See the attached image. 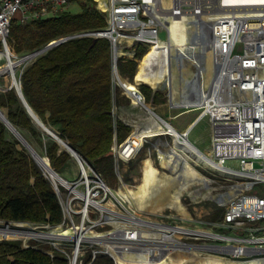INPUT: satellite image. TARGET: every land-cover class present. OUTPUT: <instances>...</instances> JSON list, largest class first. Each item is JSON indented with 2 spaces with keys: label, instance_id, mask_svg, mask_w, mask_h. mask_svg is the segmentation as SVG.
Listing matches in <instances>:
<instances>
[{
  "label": "built area",
  "instance_id": "obj_1",
  "mask_svg": "<svg viewBox=\"0 0 264 264\" xmlns=\"http://www.w3.org/2000/svg\"><path fill=\"white\" fill-rule=\"evenodd\" d=\"M75 1L78 0H0V55L12 52L10 39L16 19L25 26L58 17ZM94 1L106 14L107 24L103 29L62 36L44 47L49 48L48 52L72 39L108 40L112 48L114 100L118 89L129 96L122 82L120 61L126 57L136 61L139 46L149 48L162 40L161 33H168L162 17L186 18L189 26H194L193 42L205 41L206 32H209V51L213 54L215 67L208 84L205 62L197 58L189 63L183 74L184 85L176 95L169 72L164 75L163 82L152 89V97L161 92L169 109L179 111L173 119L195 111L199 113L184 130L149 107L142 90L148 84L137 82L138 90L133 94L138 98L141 111L152 115L166 128L172 126L174 132L169 130L168 134L155 137L171 138L174 144L178 141L184 150H187L185 146L192 145L217 166V169L211 168L214 173L232 182L226 193L230 194V199L223 204L224 214L216 222L197 221L192 227L190 220L176 216L172 210L152 218L128 207L89 162L77 161L78 177L67 180L60 175L69 185L58 183L54 190L62 207L63 222L53 225L0 219L7 225L13 224L14 231L29 234L26 238L11 235V239H0V242L20 241L24 249L41 250L52 259L62 256L69 264H91L98 256H108L115 264H122L109 253L106 244L129 245L131 235L138 245L150 246L155 253L161 248L192 249L230 262L264 264V225H256L264 221V198L256 192V187L264 184V0H169L167 7L162 5V0ZM128 40L132 41L131 45L126 43ZM120 48L125 51L123 54H119ZM188 49L193 48L189 46ZM39 51L27 55L36 57L28 65L46 53ZM174 58L176 60L173 56L170 60L166 58L164 66L169 69L174 65H185L186 57L175 54ZM19 84H22V78ZM15 88L12 84L8 91ZM186 97L189 100L184 103ZM113 112L116 121L122 119L117 107ZM205 120L210 128V145L206 151L191 140L193 130ZM134 132L122 143L115 134L112 155L117 170L121 163L131 162L150 141L145 138L141 150L129 151L130 144L125 145ZM167 141L170 140L154 145L159 154L169 151L164 148ZM201 164L205 166L203 162ZM68 230L70 234H65ZM36 233L43 236L36 237Z\"/></svg>",
  "mask_w": 264,
  "mask_h": 264
},
{
  "label": "trees",
  "instance_id": "obj_2",
  "mask_svg": "<svg viewBox=\"0 0 264 264\" xmlns=\"http://www.w3.org/2000/svg\"><path fill=\"white\" fill-rule=\"evenodd\" d=\"M87 1L93 2V0ZM106 24L105 13L96 7L87 6L79 14L65 12L58 17L34 22L23 28L13 26L11 38L14 43L16 41L26 43L31 40L32 44L15 47L11 43L10 45L17 53L24 52L26 48L35 51L59 37L100 30ZM126 43L131 45L132 41L128 40ZM124 52L123 48L119 49V54ZM150 53V47L147 52L139 53L138 65L134 60L127 58L121 60V68L127 65L137 68L132 79L126 77L122 80L135 106L139 105L138 98L133 94L138 90L137 82L142 81L157 88L151 80L138 71L139 66ZM3 55L6 58L7 53ZM11 55L14 53L11 52ZM3 64L1 63L0 66ZM17 71L14 75H1L10 77L12 79L10 84L16 85L20 83ZM22 84L25 98L40 119L56 130L61 138L68 141L88 162H102L109 159L114 161L112 147L115 143V134L118 142L122 143L126 139H121L122 130L130 131V129L121 121H116L112 113L114 108L112 48L108 40L72 39L49 50L26 69ZM143 87L147 88L151 97L152 90L147 85ZM162 98H164L163 94L156 93L155 103ZM0 108L8 110L10 122L26 139L28 133L41 147H44L46 157L58 173L66 168L71 155L66 150H62L60 144L52 137H47L44 129L37 128L14 89L1 95ZM5 113L7 114L6 111ZM144 124L149 126L142 128L135 123L137 130L134 135L141 132H158L165 128L150 114ZM9 132L7 126L0 121V219L61 224L63 211L51 182L43 175L28 151L21 146V142L8 137ZM19 146L22 149H19ZM96 170L102 174L101 171ZM143 176L142 173L140 180ZM143 184L147 182L144 181ZM156 189L159 190L158 193L150 195L148 192L147 199L155 200L165 196L167 190L163 185L156 184ZM181 214L188 216L187 208L181 211ZM108 251L122 264H171L141 262V256L138 254H127L124 251L111 249ZM0 264L69 263L62 256L52 259L41 250L24 249L20 241H4L0 242ZM91 264L115 263L108 256H98Z\"/></svg>",
  "mask_w": 264,
  "mask_h": 264
},
{
  "label": "rangeland",
  "instance_id": "obj_3",
  "mask_svg": "<svg viewBox=\"0 0 264 264\" xmlns=\"http://www.w3.org/2000/svg\"><path fill=\"white\" fill-rule=\"evenodd\" d=\"M87 6L91 7H96L98 9V3L93 0V2L87 1V0H78L73 2L69 7L67 12L71 14H79L83 11V9ZM55 18V17H54ZM51 19V18H50ZM49 20V19H47ZM14 27L17 28H23L24 25L20 23L18 19L14 21L13 24ZM161 39L162 40H168V33L166 31H163L161 33ZM11 45L15 46H20L22 44H32L31 40H28L26 43L23 41H16L14 43L13 39H10ZM11 46L12 52L19 55L18 57L12 55L13 58H21L24 54L31 53L30 49H25L24 52L22 53H17L16 49ZM148 47H145L143 45L138 47V54L143 53L144 51H148ZM1 54L0 59H2L4 56ZM8 56V54H7ZM6 58L3 59L4 63L3 65L9 63V61ZM127 59H130L126 57ZM132 60V59H130ZM138 60L139 58H136V63L138 65ZM1 64V63H0ZM30 65L26 66L25 68H28ZM1 67V66H0ZM20 69L18 71V76L19 79L21 80L23 71L26 69ZM119 69L121 74L123 73V76L129 77L130 79L133 77V74L136 72L137 68H135L132 65H127L124 68H121V61L119 63ZM209 71V70H208ZM207 71V73H209ZM209 76V74H208ZM212 77V76H211ZM12 79L10 77H1L0 78V97L1 95L7 93L9 87L11 86ZM181 87H178V91H180ZM143 92L145 93L147 100L149 103L152 101V98L149 95V92L146 87L142 88ZM167 91V89H166ZM120 90L118 89L117 95H119ZM120 97V96H119ZM160 102V107H157V111L159 114L162 116L169 118V117H174L179 113V111H171L168 106L167 100H164L162 98L159 100ZM127 102L122 98L118 99V104H126ZM148 103V104H149ZM152 107V106H151ZM7 112V109H3ZM134 120H143L147 119L148 114L145 113L144 115L139 116L138 112H134ZM199 115L198 112H191L184 114L178 118V120H173V122L177 125V127L182 130V128H186L191 122L195 120V118ZM131 119V118H127ZM168 120V119H167ZM172 121V120H171ZM172 126L169 128L172 132L173 129H171ZM39 129V128H38ZM128 129H123L121 132V139H125L128 134L133 131L131 128ZM137 129H135L136 131ZM168 130V131H169ZM168 131L166 132H160V133H155L154 135H149L146 137H142V140H139L138 143L143 147V143L145 141V138H150V141L146 143L145 147L142 149V151L129 163H121L119 169L117 170V163L114 160H104L102 162H89V164L94 168L98 169L99 171L102 172L104 180L106 181L107 185L111 187L116 193L119 192H125V188L123 186V183H125L127 186V189L133 194L135 197L139 208L148 216H151L152 218H155L156 214L163 213L165 211L172 210L176 216L183 217L187 220H190L191 226L195 227L196 224L195 222L197 221H204V222H216L219 219H221L222 215L224 214L225 207L224 203L227 201L228 198L223 197L222 199H212L214 196H219V195H226L228 190V186L232 184V182H228L227 179L223 176H220L217 173H214L211 168H207L203 166L201 163H197L194 161H191V164L199 171V173L207 178L209 180V187L212 189L213 193L209 194V197H203L206 193L205 186L203 183H199L198 185H195L192 187L193 191H200L201 192V197L197 199H193L189 193L185 192L182 196L178 193L176 184L173 181L167 182L164 181L161 177V170H164L166 172L169 171V169L165 168L162 164V160L160 158L159 152H157L154 148V145L159 143L160 141H166V140H172L171 138L168 137H155L160 134H168ZM47 137H49L46 133H44ZM27 135V140L30 142V144L35 148V150L43 157H47L45 155V149L44 147H41L35 139H33L28 133ZM8 137L11 140L17 139L16 136L12 134V132H9ZM167 138V139H166ZM191 140L198 145L199 148L202 150L206 151L209 149L210 145V128L208 121H203L201 122L192 132L191 134ZM172 142V141H171ZM174 144V142H172ZM21 146L25 148L22 144ZM19 146V149H22V147ZM141 147V148H142ZM166 150L168 149L166 146L164 147ZM26 149V148H25ZM29 153V152H28ZM71 162L73 165H68L66 168L59 173L63 178L67 180H73L79 175V166L77 161L71 157ZM148 160V161H147ZM197 163V164H196ZM181 166H176V169H179ZM95 169V170H96ZM142 173L144 176L140 180ZM126 181V182H125ZM146 181L147 184H143V182ZM194 182V181H192ZM156 184H161L166 188L167 192L164 197L158 198L155 200H149L147 199V194L150 192V195L157 194L159 190L156 189ZM256 192L261 195L264 198V184H260L256 187ZM235 193H232L231 195H234ZM128 207L132 208L133 210H137L135 207L131 206L130 204H126ZM187 208L188 211V216H184L181 214V211L185 210ZM142 214V213H141ZM155 215V216H154ZM256 225H264V221H259L256 223ZM26 225H22V227H25ZM13 225H9L6 230L7 233L11 234H17L18 232L13 230ZM201 229H209L206 227H201ZM218 229H215L217 231ZM20 234H23L22 236L27 237L28 233L27 232H20ZM34 235V234H33ZM15 236V235H14ZM19 236V235H16ZM36 237H41L43 234L41 233H36ZM9 238V237H5ZM11 239V238H9ZM8 239V240H9ZM35 242V241H34ZM36 243V242H35ZM42 248H48L46 246H43ZM127 254H132V253H127ZM133 254H138L139 253H133ZM141 256V255H139ZM141 259V258H140ZM191 263L193 264H202L199 261L194 262L193 260H190ZM211 264H219L217 261H212Z\"/></svg>",
  "mask_w": 264,
  "mask_h": 264
},
{
  "label": "bare ground",
  "instance_id": "obj_4",
  "mask_svg": "<svg viewBox=\"0 0 264 264\" xmlns=\"http://www.w3.org/2000/svg\"><path fill=\"white\" fill-rule=\"evenodd\" d=\"M162 5L164 7L169 6V0H162ZM163 21L165 22L166 29L168 31V40H160L157 45L150 46L151 53L145 61L139 66L138 71L140 74L153 82V84L158 87L160 83L163 82V77L168 72L170 74V81L171 86L173 87L175 95L177 94L178 87L184 85L183 74L185 71L188 70L189 63L195 61L197 58H202L205 62V76H206V84L211 79L213 70H214V57L213 54L209 51L210 48V34L206 32L205 41L200 42H193V33H194V26H189V22L186 18L182 19H168L166 17H162ZM189 46H192L193 49H188ZM201 50V51H200ZM203 50V51H202ZM7 60L9 63L2 65L0 67V75L1 74H12L18 70V68L27 66L30 64L36 57H28V54L23 55L21 58H13L10 53H7ZM178 54L180 57H186V63L182 67L171 66L169 69L164 66L166 58L169 60L174 58V55ZM204 58V59H203ZM182 68V69H181ZM209 70V71H208ZM207 71L209 73H207ZM189 72V71H188ZM209 74V76H208ZM180 89V88H179ZM189 98L186 97L183 99L184 103L188 102ZM7 114L4 110L0 109V118L5 119ZM9 129V128H8ZM10 132L14 136V132L9 129ZM168 131V127L159 130L158 132H141L135 134L132 139L127 143L126 146H129L128 150L139 151L141 150V145L136 144L139 140H142V137H146L149 135H154L155 133L166 132ZM175 134V133H174ZM177 135V134H175ZM166 146L168 147V152L160 153V158L162 160V164L164 169H169L168 172L161 170V177L164 181L170 182L173 181L176 184L177 191L180 195L183 196L185 192L189 193L193 199H197L201 197L200 191H193L192 187L198 185L199 183H203L206 189V193L203 197H209L212 189L209 187V180L202 176L199 171L191 164V161L201 163L203 162L207 168L217 169V166L214 165L212 162L206 160L201 153H199L192 145L185 146L187 150H184L182 146L178 144L176 141L175 144H172L170 141L166 142ZM31 152V150H30ZM168 153V154H167ZM39 160V159H38ZM46 160V158H45ZM191 160V161H190ZM47 162V161H46ZM196 163V164H197ZM39 164L42 169L46 172L48 177L54 183H64L69 185L65 182V180L61 179V177L56 176L50 168L47 166L45 162L39 160ZM176 166H181L179 169H176ZM194 181V182H192ZM126 182V181H125ZM125 188V192H117V197L123 200L124 203L130 204L131 206L135 207L137 213L143 212L138 203L133 196V194L127 189V185L123 183ZM229 195H219L214 196L212 199H222L223 197L228 198ZM12 225V224H10ZM7 225L5 222L0 221V239H7L5 237H11V233H7L6 228ZM14 230V228H13ZM17 232V231H16ZM70 234L68 230L67 233ZM22 236L18 232L17 234ZM29 235V234H28ZM26 238V237H25ZM128 239H130L131 244L125 246H114L106 244V247L111 250H120L127 253H140L141 255V262L147 263H171V264H193L190 260L194 262L199 261L202 264H211L212 261H217L219 264H240L235 262H230L226 259L218 257L214 254L205 253L204 255L201 253H196L192 249H182V248H174V249H163L161 248L158 253H155L150 246H140L136 243V239H132L131 235H129ZM145 239V238H144ZM104 244V242L101 241ZM77 264V263H74ZM256 264V263H254Z\"/></svg>",
  "mask_w": 264,
  "mask_h": 264
},
{
  "label": "water",
  "instance_id": "obj_5",
  "mask_svg": "<svg viewBox=\"0 0 264 264\" xmlns=\"http://www.w3.org/2000/svg\"><path fill=\"white\" fill-rule=\"evenodd\" d=\"M97 40V39H95ZM49 48L48 47H44L42 49H40V53H45L47 52ZM16 93L18 94L19 98L21 99L23 105L25 106V108L27 109L29 115L31 116L34 124L37 126V128H39L40 130L44 129L47 133L48 136L52 137L55 141H57L62 150H66L72 158H74L76 161L78 162H87L88 161L75 149L73 148V146L70 145V143L66 140H63L60 136V134L54 130L51 126L46 125L41 119L40 117L35 113V111L32 109V107L29 105L27 99L25 98L24 92H23V85L22 84H18L16 83V88H15ZM1 109V108H0ZM114 113V112H112ZM119 114H116V116H118ZM0 121H2L7 128L11 129L14 134L16 135L17 139L21 142V144L26 148V150L29 152V154L31 155V157L34 159V161L38 164V166L40 167V169L43 172V175L45 177L48 178V180L51 182V185L53 187V189H57L58 188V183H54L46 174V172L42 169V167L39 164V160H42L43 162H45L47 164V166L50 168V170L56 175L60 177V174L51 166L50 160L48 159V162H46L45 157L41 156L36 150L35 148L28 142V140L20 133V131L10 122L9 118H8V114L7 117L5 119H1ZM31 150V152H30ZM39 159V160H38Z\"/></svg>",
  "mask_w": 264,
  "mask_h": 264
},
{
  "label": "crops",
  "instance_id": "obj_6",
  "mask_svg": "<svg viewBox=\"0 0 264 264\" xmlns=\"http://www.w3.org/2000/svg\"><path fill=\"white\" fill-rule=\"evenodd\" d=\"M122 78H123V80H125L126 79V76L124 77L123 76V73H122ZM129 78V77H128ZM133 78V77H132ZM131 78V79H132ZM130 79V78H129ZM151 90L154 88L153 86H150V85H147ZM152 93H153V91H152ZM161 93V92H160ZM162 94V93H161ZM120 96V97H119ZM124 99L127 103L126 104H118V99ZM151 98H152V101L149 103V101H148V103H149V106L151 107V108H153L157 113H158V111H157V107H160L161 105H160V102H158V103H155V101H154V97H152V94H151ZM164 100H166V98H165V96H164ZM114 107H117V109H118V112H120V115H121V117H122V119H118L117 121H121L125 126H127L128 128H131L133 131L136 129L135 128V123L136 124H138V126H141L142 128H146V127H148L149 126V124H144V122H143V120H134V116H135V113L134 112H138V114H139V116H140V114H141V116L142 115H144L145 114V112H143V111H141L139 108H138V106H135V105H133V103H132V99L129 97V96H127L124 92H122V91H120L119 92V95H116L115 96V100H114ZM159 114V113H158ZM161 117H163L164 119H168V121H170V122H172L174 125H176L174 122H173V120L175 121V120H178V118L177 119H173V117H169V118H166V117H164V116H162L161 114H159ZM127 118H131L130 120L129 119H127ZM172 120V121H171ZM177 126V125H176ZM185 128H182V130H184ZM132 131V132H133ZM131 132V133H132ZM131 134L129 133L128 134V136L126 137V139L130 136ZM125 139V140H126ZM68 165H73L72 164V162H71V160L68 162V164H67V166Z\"/></svg>",
  "mask_w": 264,
  "mask_h": 264
}]
</instances>
